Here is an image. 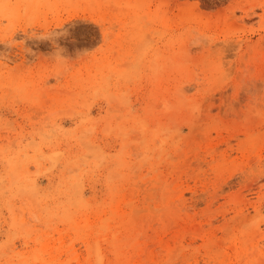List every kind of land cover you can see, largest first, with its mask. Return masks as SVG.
<instances>
[{
  "label": "rangeland",
  "instance_id": "1",
  "mask_svg": "<svg viewBox=\"0 0 264 264\" xmlns=\"http://www.w3.org/2000/svg\"><path fill=\"white\" fill-rule=\"evenodd\" d=\"M0 264H264V0H0Z\"/></svg>",
  "mask_w": 264,
  "mask_h": 264
},
{
  "label": "bare ground",
  "instance_id": "2",
  "mask_svg": "<svg viewBox=\"0 0 264 264\" xmlns=\"http://www.w3.org/2000/svg\"><path fill=\"white\" fill-rule=\"evenodd\" d=\"M102 220V219H101ZM103 222H105V221H103ZM131 223V222H130ZM228 223V222H227ZM198 231V230H197ZM116 239V238H115ZM115 241V240H114Z\"/></svg>",
  "mask_w": 264,
  "mask_h": 264
}]
</instances>
